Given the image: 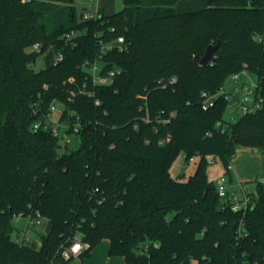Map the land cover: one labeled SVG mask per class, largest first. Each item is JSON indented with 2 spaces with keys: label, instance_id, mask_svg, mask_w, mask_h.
Wrapping results in <instances>:
<instances>
[{
  "label": "trees",
  "instance_id": "trees-1",
  "mask_svg": "<svg viewBox=\"0 0 264 264\" xmlns=\"http://www.w3.org/2000/svg\"><path fill=\"white\" fill-rule=\"evenodd\" d=\"M76 1L0 0V264H75L62 255L75 236L87 245L82 262L107 240L125 264H264V183L250 208L233 212L207 172V159L220 158L230 179L238 147L264 150V104L224 133V95L202 107L203 93L244 71L264 99V0H209L183 14L181 0H123L121 11L86 19ZM120 36L128 49L103 61L121 74L94 85L88 67ZM34 43L43 49L29 51ZM54 114L69 134L80 123L76 149L50 126L34 129ZM181 153L199 157L188 181L171 174ZM37 213L41 247L16 243L15 218Z\"/></svg>",
  "mask_w": 264,
  "mask_h": 264
},
{
  "label": "built area",
  "instance_id": "built-area-1",
  "mask_svg": "<svg viewBox=\"0 0 264 264\" xmlns=\"http://www.w3.org/2000/svg\"><path fill=\"white\" fill-rule=\"evenodd\" d=\"M95 15H89L88 12H85L84 18H92L95 17ZM114 31V29H112ZM75 35L74 32L67 35V39H71ZM259 40L261 42H264V34L259 36ZM44 44L41 43H34L30 46L31 51H41L43 49ZM53 48V46H49L48 49L50 50ZM113 48H118L120 51H125L128 49V45L125 43L124 37H118L114 42L105 45L102 47V53L99 54V56L96 58L93 64H91L88 67V71L92 76L93 84L96 86H108L111 85L115 79L116 76L121 74V69L118 67H114L113 69H108L107 71H104L105 69V63L103 61V55L106 53V51L111 50ZM48 49L45 51V53L48 52ZM64 59V53L62 51H57L54 54L53 61L54 64H58ZM237 75L232 76L231 78H237ZM175 80L173 79L171 82L173 83ZM89 96H93V93L90 92L88 94ZM219 95H224L225 99L228 101V107H232L237 105L242 113V115L246 114H253L256 113L259 109L263 107L264 99L261 97L258 93L257 84L255 83H244L242 85L235 86L233 90L228 91L225 88H223L218 94L216 95H210L208 93H203L202 96L204 98L203 101V109L207 110L209 107H212L214 105V99L218 97ZM98 104L99 101H96ZM51 113H58L59 112V106L57 104H53L50 107ZM234 120V117L232 118ZM229 123L232 122H226L222 123L219 122L216 124V128L221 132L224 133L226 131V127L229 126ZM49 126L51 127V130L53 134L57 137H59L64 143H71L72 142V136H76V134L79 133L80 130V123L75 122L72 127V134H69L67 132L68 130V124L67 123H61L58 120H50L46 122V124H43L42 121H38L34 124V129L38 130L40 128L48 129ZM191 159L190 161H192ZM228 171H232V165L231 163L228 165ZM230 181L228 175L224 174L217 185L218 195L221 199L227 202L226 206H224V209L229 207L231 211L233 212H241L246 211L248 208H250L253 205V199L252 195L249 194H243V196L239 197L235 193H233L230 190L229 187ZM229 204V206H228ZM20 220H24L25 224L22 229H17L16 233L14 234V241L18 244H29L31 243L32 237L29 234V231L32 227H37L42 225V218L39 213L35 217H32V215L25 216L23 214H19L15 221L18 222ZM243 230L242 224L238 228V234L241 235ZM87 248V245L82 241V239L78 236H75L67 246L63 249V257L68 259H76L80 258L84 250Z\"/></svg>",
  "mask_w": 264,
  "mask_h": 264
},
{
  "label": "rangeland",
  "instance_id": "rangeland-1",
  "mask_svg": "<svg viewBox=\"0 0 264 264\" xmlns=\"http://www.w3.org/2000/svg\"><path fill=\"white\" fill-rule=\"evenodd\" d=\"M191 1H200V3H192ZM203 0H181L179 1V10L188 8H193L191 11L196 10H202L208 5L209 0H204V3L202 5ZM191 2L192 4L190 5ZM187 3V4H186ZM76 6L78 8V11L80 12L82 8H85L89 15H95L98 11L104 10L106 14H112L115 12H119L124 8V1L123 0H77ZM176 7V6H175ZM190 10V9H189ZM185 12V11H182ZM29 51H31L30 48H28ZM46 67V59L44 56H40L34 65V69L36 71H39L41 69H44ZM256 77L254 74L249 73L247 71H244L240 74H238V77L231 78L227 82L225 89L228 91L233 90L235 86L242 85L244 83H255ZM242 116V113L237 105L229 107L225 113V120L228 122L235 123L240 119ZM57 114H54L53 119L57 120ZM234 117V120L232 118ZM63 142V141H62ZM61 142V143H62ZM79 141L75 138V136H72V143L70 144V149H76L78 147ZM241 148L249 149L252 153H254L253 148L249 147H238L237 151H239ZM258 154L261 155L264 150L257 149ZM207 164V172L208 177L210 180H212L215 184H217L220 180V178L225 174L226 167L224 166L223 162L220 160V158H213L209 157ZM199 157L195 156L192 161L186 162L185 156L183 153L178 155L174 163L171 167V174L174 178L179 179L181 181H188L190 176H192L198 166ZM231 189L234 191L236 190L238 192V196H243L244 191L247 193L252 194V196L257 198V190L253 188V184L249 182H245L243 184L238 183L237 181H233ZM243 186V189L241 187ZM230 187V184H229ZM230 189V190H231ZM231 190V191H232ZM244 190V191H243ZM25 221L20 220L18 222H15V226L18 229H22L24 227ZM16 233V232H15ZM14 233V234H15ZM29 234L32 237V246L36 248H40L42 245V235L46 234V221H42V225L35 227H32L29 231ZM109 242L107 240H103L99 245H97L91 252V255L89 257H86L83 259V262L80 258L74 259L75 264H125V260L123 257L120 256H113L109 257ZM191 264H198L196 260L192 261Z\"/></svg>",
  "mask_w": 264,
  "mask_h": 264
},
{
  "label": "crops",
  "instance_id": "crops-1",
  "mask_svg": "<svg viewBox=\"0 0 264 264\" xmlns=\"http://www.w3.org/2000/svg\"><path fill=\"white\" fill-rule=\"evenodd\" d=\"M191 2L198 4L200 3V1H191ZM191 2H189L190 5L192 4ZM203 3L204 0L202 1V5ZM178 4L179 2L176 4V10L180 14L195 12V11H191V9L193 8H188V7L181 10L180 12ZM256 152H258L257 149H254V153H252L251 150L244 148H241L239 151L236 152L235 157L231 161L232 171H231V178L229 179L230 189L232 187L231 183H233V181H237L240 184H243L245 182L252 183L254 189H256V184L258 182L264 183V152L261 155H256L258 154ZM241 187L243 189L242 185ZM232 192L235 193L237 196L239 195L236 190L234 191L232 190ZM243 193L252 195L250 193H247L246 191H244Z\"/></svg>",
  "mask_w": 264,
  "mask_h": 264
},
{
  "label": "water",
  "instance_id": "water-1",
  "mask_svg": "<svg viewBox=\"0 0 264 264\" xmlns=\"http://www.w3.org/2000/svg\"><path fill=\"white\" fill-rule=\"evenodd\" d=\"M217 48V45H210L207 50L205 55L202 57V59L200 60V64L201 65H207L210 61L211 55L214 52V50Z\"/></svg>",
  "mask_w": 264,
  "mask_h": 264
}]
</instances>
